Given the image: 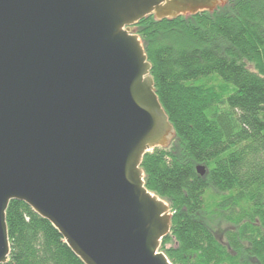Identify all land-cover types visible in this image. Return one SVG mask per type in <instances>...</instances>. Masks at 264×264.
Masks as SVG:
<instances>
[{"label": "water", "instance_id": "obj_1", "mask_svg": "<svg viewBox=\"0 0 264 264\" xmlns=\"http://www.w3.org/2000/svg\"><path fill=\"white\" fill-rule=\"evenodd\" d=\"M230 0H0V264L21 202L83 264H172L144 156L176 138L134 26ZM203 176L202 167L196 168Z\"/></svg>", "mask_w": 264, "mask_h": 264}, {"label": "trees", "instance_id": "obj_2", "mask_svg": "<svg viewBox=\"0 0 264 264\" xmlns=\"http://www.w3.org/2000/svg\"><path fill=\"white\" fill-rule=\"evenodd\" d=\"M133 28L176 133L141 165L172 215L160 251L172 264H264V0ZM6 225V264H83L25 204L10 202Z\"/></svg>", "mask_w": 264, "mask_h": 264}]
</instances>
